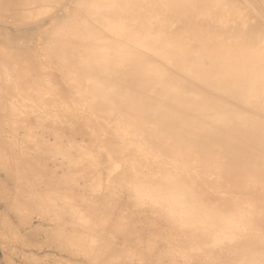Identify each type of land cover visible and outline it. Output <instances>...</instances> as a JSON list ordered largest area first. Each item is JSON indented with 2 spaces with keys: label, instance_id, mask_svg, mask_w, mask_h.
Masks as SVG:
<instances>
[{
  "label": "rangeland",
  "instance_id": "obj_1",
  "mask_svg": "<svg viewBox=\"0 0 264 264\" xmlns=\"http://www.w3.org/2000/svg\"><path fill=\"white\" fill-rule=\"evenodd\" d=\"M78 1L66 0L55 13L54 4L0 6V233L8 264H264L260 177L253 172L240 190L196 162L190 143L173 147L168 138L170 153L154 151L163 123L138 120L135 131L127 128L130 103L95 95L97 86L109 87L106 71L79 67L95 50L81 44L104 29L83 18L88 27L72 37V60L55 46L75 23L78 13L70 11ZM223 1L224 37L240 45L242 34L264 54V0ZM209 4L207 13L214 11ZM121 14L112 16L115 31L138 16L125 13L121 22ZM174 31L172 24L167 33ZM188 36L174 40L194 49ZM156 57L152 66L160 68L171 56ZM254 157L261 154L239 155L241 167L252 169L246 162Z\"/></svg>",
  "mask_w": 264,
  "mask_h": 264
},
{
  "label": "bare ground",
  "instance_id": "obj_2",
  "mask_svg": "<svg viewBox=\"0 0 264 264\" xmlns=\"http://www.w3.org/2000/svg\"><path fill=\"white\" fill-rule=\"evenodd\" d=\"M7 1L0 0V6ZM65 1L11 0L9 7L13 11L54 4L55 13ZM148 1H78L76 9L72 7L70 11L78 13L75 23L58 33L55 46L72 60V37L83 34L82 29L88 27L80 22L83 18L88 23L96 22V28L104 29V33L92 35L81 44L95 45V50L81 58L79 67L87 71L97 66L106 71L109 87L103 91L97 86L95 95L104 100L112 93L130 103L129 114L124 117L127 128L135 131L138 120L163 123L162 128H157L154 151L170 153L163 144L168 138L173 147L190 143L196 147V162L209 172L226 176L238 189L253 172L264 184V165L258 166L264 159V54L250 49L253 45L245 44L242 34L240 45L238 40L224 37L228 32V13H223L226 1L162 0L147 4ZM192 2L196 5L192 6ZM209 3L214 5L211 13L206 12ZM128 12L138 16H131L129 23H122L115 31L112 16L123 13L118 18L122 22ZM172 24L175 31L169 34ZM133 28L136 33L131 32ZM188 32L194 49L177 42L178 38L174 40L177 34ZM113 36L116 37L111 39ZM117 42L133 49L121 52ZM161 53L171 57L162 61L160 68H154L152 62L158 61L156 55ZM101 108V112L107 110L105 106ZM248 151L260 153L261 158H250L246 165L254 167L243 169L245 161L240 162L238 156ZM216 152H220L221 159L215 157ZM261 224L264 229V221Z\"/></svg>",
  "mask_w": 264,
  "mask_h": 264
},
{
  "label": "crops",
  "instance_id": "obj_3",
  "mask_svg": "<svg viewBox=\"0 0 264 264\" xmlns=\"http://www.w3.org/2000/svg\"><path fill=\"white\" fill-rule=\"evenodd\" d=\"M1 198H2V194L0 193V202H1ZM0 216L3 217V208H2V205H0ZM5 245L3 244V238H2V235L0 233V264H4V262L6 264L9 263V259H8V256L5 252Z\"/></svg>",
  "mask_w": 264,
  "mask_h": 264
}]
</instances>
